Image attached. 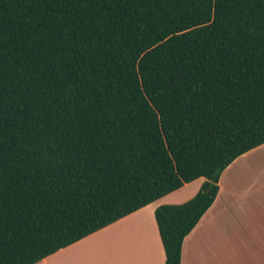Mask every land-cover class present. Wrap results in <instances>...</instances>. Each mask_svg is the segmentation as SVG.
Segmentation results:
<instances>
[{"label":"trees","instance_id":"trees-1","mask_svg":"<svg viewBox=\"0 0 264 264\" xmlns=\"http://www.w3.org/2000/svg\"><path fill=\"white\" fill-rule=\"evenodd\" d=\"M264 144V0H0V264L154 212L164 264Z\"/></svg>","mask_w":264,"mask_h":264},{"label":"crops","instance_id":"crops-1","mask_svg":"<svg viewBox=\"0 0 264 264\" xmlns=\"http://www.w3.org/2000/svg\"><path fill=\"white\" fill-rule=\"evenodd\" d=\"M198 178L35 264H164L154 212L190 200ZM218 193L184 238L181 264H264V144L221 173Z\"/></svg>","mask_w":264,"mask_h":264}]
</instances>
